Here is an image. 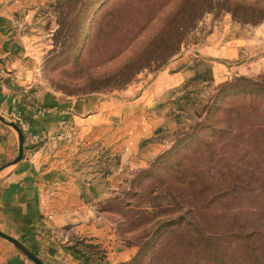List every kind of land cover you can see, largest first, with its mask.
Segmentation results:
<instances>
[{
    "label": "rangeland",
    "instance_id": "374dc122",
    "mask_svg": "<svg viewBox=\"0 0 264 264\" xmlns=\"http://www.w3.org/2000/svg\"><path fill=\"white\" fill-rule=\"evenodd\" d=\"M103 1L40 7L26 56L37 87L16 91L159 100L155 130L97 203L136 248L120 264H209L178 248L197 231L227 264H264V0H120L97 28Z\"/></svg>",
    "mask_w": 264,
    "mask_h": 264
},
{
    "label": "crops",
    "instance_id": "0c3cea01",
    "mask_svg": "<svg viewBox=\"0 0 264 264\" xmlns=\"http://www.w3.org/2000/svg\"><path fill=\"white\" fill-rule=\"evenodd\" d=\"M47 1L0 0V116L24 125L22 156L8 164L17 132L0 120V231L43 264L124 263L136 248L115 234L97 203L125 178L141 131L155 130L159 100L16 91L37 87L26 56ZM167 80L153 92L169 88ZM0 264L34 263L0 237Z\"/></svg>",
    "mask_w": 264,
    "mask_h": 264
},
{
    "label": "trees",
    "instance_id": "16d2710c",
    "mask_svg": "<svg viewBox=\"0 0 264 264\" xmlns=\"http://www.w3.org/2000/svg\"><path fill=\"white\" fill-rule=\"evenodd\" d=\"M120 0H106L103 1L100 5H98L93 11V19L97 28H100V26L103 24V19L106 15H111L114 10H117L118 7H120ZM105 15V16H104ZM16 126L19 128L21 134L22 130L19 127V124L15 123ZM180 164H178L179 166ZM143 173V172H142ZM141 173V174H142ZM186 210H183L182 214H177V220L182 221V218L184 214H186ZM176 214V213H175ZM183 215V216H182ZM196 231V230H195ZM197 236L195 235V238H192L188 243H184V245L178 247V248H185L187 250V255L190 256L191 259L195 260L196 262H205L209 264H227L226 259L229 260V257H227L224 253L225 249L221 247V243L219 241V238L214 240L215 242L213 247H203L202 242H208L204 239L203 233L200 231L196 232ZM238 235V234H237ZM233 237V236H232ZM235 237V236H234ZM191 241H193L191 243ZM210 242H208L209 244ZM165 249H160L157 251L156 254H162L164 253ZM227 257V258H226Z\"/></svg>",
    "mask_w": 264,
    "mask_h": 264
},
{
    "label": "water",
    "instance_id": "95a60500",
    "mask_svg": "<svg viewBox=\"0 0 264 264\" xmlns=\"http://www.w3.org/2000/svg\"><path fill=\"white\" fill-rule=\"evenodd\" d=\"M0 120L3 121V119L0 116ZM7 125L11 126L16 132H17V154L16 156L8 163L12 164L17 162L21 156H22V134L19 130V128L16 126V124L12 121L5 122ZM0 237L4 238L8 242H10L19 252H21L27 259L32 261L34 264H43L35 255H33L30 251H28L26 248H24L16 239L2 233L0 231Z\"/></svg>",
    "mask_w": 264,
    "mask_h": 264
}]
</instances>
